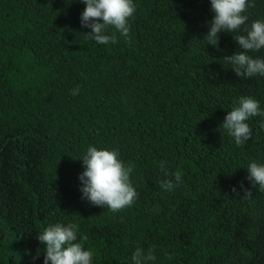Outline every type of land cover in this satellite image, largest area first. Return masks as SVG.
Listing matches in <instances>:
<instances>
[{
	"label": "trees",
	"instance_id": "obj_1",
	"mask_svg": "<svg viewBox=\"0 0 264 264\" xmlns=\"http://www.w3.org/2000/svg\"><path fill=\"white\" fill-rule=\"evenodd\" d=\"M135 5L130 38L109 26L105 45L84 34L81 0H0V264H42L36 233L69 221L93 264H131L137 246L153 249L148 264H264V189L245 179L264 162V116L242 145L221 124L242 95L264 108V77L228 67L232 34L207 45L209 0ZM247 15L264 17V0ZM90 144L133 165L131 206L81 197ZM177 169L182 183L161 188Z\"/></svg>",
	"mask_w": 264,
	"mask_h": 264
},
{
	"label": "clouds",
	"instance_id": "obj_2",
	"mask_svg": "<svg viewBox=\"0 0 264 264\" xmlns=\"http://www.w3.org/2000/svg\"><path fill=\"white\" fill-rule=\"evenodd\" d=\"M84 7L79 13L87 38L97 44L115 42V34L109 33L111 26L125 39H129L130 18L135 12V0H81ZM253 0H209L211 18L207 20V31L203 37L207 45L218 48L219 34L230 33L237 44L231 54L223 55L238 77H264V56L249 55L250 51L264 49V17L254 19L250 24L247 9ZM241 26H244L242 29ZM264 116V108L253 96H240L221 122L236 145H242L252 135L248 123L253 116ZM264 127V123L261 125ZM80 159L82 171L77 174L78 190L81 197L93 205L119 211L131 206L138 192L131 181L133 165L120 158L115 148H98L89 145ZM167 161H161L159 167L167 172ZM245 177L252 185L264 189V162L250 160L246 167ZM182 183L180 169L166 175L160 186L166 191H174ZM241 185L243 182H240ZM77 223L55 222L47 224L36 233V240L42 247V264H93L94 252L86 247V236L78 235ZM152 248L137 246L131 253V264H148L155 261Z\"/></svg>",
	"mask_w": 264,
	"mask_h": 264
}]
</instances>
